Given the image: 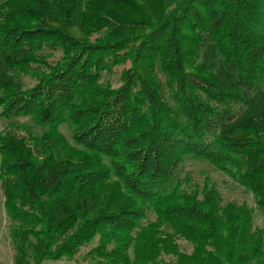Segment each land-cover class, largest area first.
I'll return each mask as SVG.
<instances>
[{"label":"trees","instance_id":"trees-1","mask_svg":"<svg viewBox=\"0 0 264 264\" xmlns=\"http://www.w3.org/2000/svg\"><path fill=\"white\" fill-rule=\"evenodd\" d=\"M0 120L14 264H264L253 206L180 176L264 213V0H0Z\"/></svg>","mask_w":264,"mask_h":264},{"label":"rangeland","instance_id":"rangeland-1","mask_svg":"<svg viewBox=\"0 0 264 264\" xmlns=\"http://www.w3.org/2000/svg\"><path fill=\"white\" fill-rule=\"evenodd\" d=\"M155 15V14H154ZM81 31V29L73 28V31ZM129 31H134V29H129ZM84 34H82L83 36ZM129 66V64L127 65ZM124 66H119L113 70L112 73L106 75L114 87L120 85V73ZM26 82V85H32L34 80L29 76L23 77ZM20 122H29L31 123L30 117H22L19 119ZM7 121L0 120V130L7 126ZM63 132L67 137L71 138V132L67 125L62 126ZM21 133H25L21 131ZM193 175V179L197 183H202L203 179H209L211 184H216L219 190L222 192L225 201L237 200L245 201L248 205L253 206L255 210V225L259 227H264V213L257 206L254 197L251 192L247 191L241 184H239L231 175L227 172L218 170L213 167L207 161L201 160L199 158L189 157L181 165L180 176H186L187 173ZM1 186V184H0ZM5 198L3 192L0 188V264H14V247L12 242V237L10 234V218L7 215L6 208L4 205ZM185 249L191 251V245L186 241H183ZM45 264H89L88 261H85L82 258L76 257L74 259H61V260H50Z\"/></svg>","mask_w":264,"mask_h":264}]
</instances>
